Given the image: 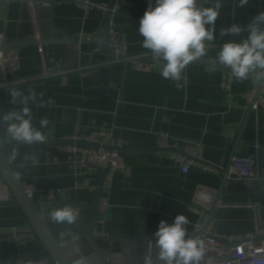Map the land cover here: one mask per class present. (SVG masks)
Masks as SVG:
<instances>
[{"label":"crops","instance_id":"crops-1","mask_svg":"<svg viewBox=\"0 0 264 264\" xmlns=\"http://www.w3.org/2000/svg\"><path fill=\"white\" fill-rule=\"evenodd\" d=\"M117 5L118 25L130 20H140L149 3L155 0H57L51 11L44 12L58 30L72 39L95 36L104 21L105 13L96 8H83L81 3ZM212 3V1H211ZM239 0H222L223 7L215 23V42L208 47V55L198 61L212 62L219 47L228 41L240 42L247 32L239 36H220V29L233 23L247 26L253 17L264 11V0H249L245 7H237ZM211 6V5H210ZM46 7V6H44ZM33 15V13H32ZM32 16L34 32L37 21ZM21 4L12 2L0 7V30L6 43L32 33L31 22L21 20ZM264 28V25H261ZM138 25L122 30L129 55H144L152 59L150 50L142 47L143 37ZM108 31L102 41L106 42ZM17 50L20 70L0 76V85L14 79H32L28 84L0 87V111L13 107L8 90L16 87L22 91L33 88L44 92V99L55 100V106L30 103L33 123L39 127L42 118H48L54 131L47 140L80 138L97 130L112 134L113 147L155 148L162 136L170 145L182 147L197 145L199 161L217 168L227 167L232 156L241 152L246 144H254L258 182L264 184V110H249L246 95L252 88L251 79L238 82L223 70L209 71L208 65L191 64L185 69L187 84L177 88L174 82L162 78L155 65L149 72L132 68L127 63L113 62L112 55L94 45H77L78 58L65 54L59 62L74 69L65 77L40 79L45 63L55 60L47 48L24 45ZM153 60V59H152ZM228 78V89L223 82ZM47 133V129L44 130ZM12 144L6 146L10 151ZM69 148L37 146L19 147L20 156L9 165L24 190L32 186L34 208L46 217L50 233L57 244L71 243L74 247L67 254L71 264H103L97 252L101 249L123 248L118 237L153 236L161 220L172 223L177 214L185 215L189 236H195L196 226L209 212L219 192V201L211 222L213 231L222 236L239 237L256 230V211L260 212V225L264 231V186H245L229 190L234 182L226 181L221 192V173L204 172L196 168L183 173L166 153H155L152 162L135 152H121L127 167L116 172L106 196L108 204L101 213L95 229L87 210H78L75 224H55L41 208L64 205L92 204L97 187V171H88L80 163V153ZM83 150V149H80ZM35 153L37 160L19 167L25 154ZM19 173V175H17ZM1 174V173H0ZM62 190L64 193L49 202L44 192ZM0 175V231L16 230L23 237V245L12 239L0 238V264H16L17 258L26 262L48 260L44 245L31 233V227L22 209L14 199ZM201 195L209 197L201 199ZM70 230L77 239L59 233ZM97 251V252H96ZM114 264H134L135 257L125 252L111 254ZM109 264H112L109 262Z\"/></svg>","mask_w":264,"mask_h":264},{"label":"clouds","instance_id":"clouds-1","mask_svg":"<svg viewBox=\"0 0 264 264\" xmlns=\"http://www.w3.org/2000/svg\"><path fill=\"white\" fill-rule=\"evenodd\" d=\"M205 3L208 0H155V6L149 3L140 19L138 31L143 37L142 47L150 50L162 78L174 82L178 89L188 82L185 69L192 62L205 58L209 45L215 42V23L223 7L222 0H212L210 7H204ZM248 4L249 0H239L237 7ZM261 25H264V11L255 15L247 26L233 23L230 27L221 28V37L239 36L244 32H247V37L240 42L223 43L209 71L223 66L238 82L251 79L264 85V28ZM8 95L13 107L0 111V125L4 127L0 132V147L12 144L5 159L14 162L20 156L21 145L44 143L54 131L46 117L39 121V127L34 125L30 103L35 104L38 97L40 107L55 106L56 102L51 98L45 100V93H37L33 88L25 92L13 86L9 88ZM29 160L35 163L36 154H25L19 167H25ZM201 199L208 200L209 197L201 195ZM41 212L47 213L55 224L73 225L80 216L78 209L67 204L54 208L43 205ZM189 223L183 214H177L172 223L161 220L153 234L158 253L154 258L151 249L146 251L141 258L143 264H201L206 254L205 243L197 236H189ZM59 236L61 241L65 237L78 238L70 230L60 232ZM16 264L32 262L17 258ZM36 264H45V261L40 260Z\"/></svg>","mask_w":264,"mask_h":264},{"label":"built area","instance_id":"built-area-1","mask_svg":"<svg viewBox=\"0 0 264 264\" xmlns=\"http://www.w3.org/2000/svg\"><path fill=\"white\" fill-rule=\"evenodd\" d=\"M2 1V0H0ZM10 2L15 0H3ZM83 8H96L104 13H109L107 19L108 37L106 46L110 50L113 62H123L130 65L132 68L149 72L156 65L152 59L146 58L144 55H129L127 51V44L122 32L117 30V23L115 21L118 15L117 5H94L88 2L81 3ZM89 36H82L81 39H89ZM6 43L4 33L0 30V76H4L7 72L12 74L20 70V59L17 50H9L4 52L2 47ZM74 69L65 68L61 62L50 60L45 63L40 79H48L52 77H65ZM32 79H14L13 81H5L0 85L10 86L14 84H28ZM225 90L228 89V78L223 82ZM246 101L251 110H264V85L254 83L250 92L246 95ZM76 139H83L91 143L99 145L97 149L80 150L77 148H69L73 153H80V163L88 171H96V169H107L108 173L105 177L102 189L103 194L100 199L99 211L102 213L107 204L108 198L106 192L111 186L112 178L116 172H124L127 164L124 156L120 151L113 148V140L111 132L107 130H97L88 136H83ZM168 138L162 136L158 141V147L161 149L183 150L189 156L187 158L177 152L166 153L170 160L181 168L183 173H188L190 169L196 168L209 173H221L220 170L225 168H217L199 161V149L197 145L185 144L182 147H175L170 145ZM123 145H119L122 147ZM256 160L254 157L245 158L240 156H232L228 163L229 175L227 177L229 182H251L258 180L256 171ZM25 194L29 201H32L36 190L32 186L25 188ZM64 192L62 190H48L44 192L45 198L52 202ZM256 230L252 234L239 237L222 236L215 233L211 225L206 229V233L200 238L204 241L206 247V254L201 264H264V231L260 225V212L256 208ZM43 215V214H42ZM208 212L205 211L202 216V222L197 224L196 232L202 230L207 221ZM0 238L12 239L19 245H23V237L19 231L8 230L0 231ZM227 244H234L233 247L227 249Z\"/></svg>","mask_w":264,"mask_h":264},{"label":"water","instance_id":"water-1","mask_svg":"<svg viewBox=\"0 0 264 264\" xmlns=\"http://www.w3.org/2000/svg\"><path fill=\"white\" fill-rule=\"evenodd\" d=\"M212 0H208V3H205L204 7H210ZM12 2H19L21 4V20L23 22H31L32 24V33L28 36L31 37V39H28L27 37H18V40L11 43H5L2 47L3 51H9V50H16L24 45H37V46H43L47 48V52L50 55L54 56L55 61H60L64 58L65 54L75 56L78 58V52L74 50V47L77 45H94L97 47H101L105 50H107L110 54V50L106 46V42L102 41V37L104 36V33L109 30L107 26V19L109 18V13H105V18L102 23V26L99 30V32L93 36L89 37V39H72L68 37V35L65 34V32H62L58 30L55 26L52 25L51 19L49 16H43L44 12L51 11V9L55 6V3H57V0H15L10 2H4L3 0L0 1V7L3 4L12 3ZM46 6V7H44ZM32 13L37 21L36 28L38 30V34L36 35L34 32V24L32 23ZM140 23V20H130L129 23L126 25H117V30L122 32V30L127 26L132 25H138ZM191 64H201V65H208L210 66L211 62L207 61H194ZM190 64V65H191ZM217 68L223 70L226 73H230V70L227 68H224L223 66H218ZM249 110L251 108L249 107ZM4 131V127L0 125V132ZM28 147H37V146H52V147H74L77 149H83V150H89V149H97L99 147L96 143H91L83 139H73V138H67V139H54L45 141L41 144L36 145H25ZM111 149L118 150L120 152H135L139 155H143L145 160L147 162L155 161L154 155L155 153H168V152H177L181 155L187 156L183 150H174L173 149H161L158 146L155 148H149V149H143V148H133L130 146H122V147H113ZM6 155V147H0V175L1 179L4 182V184L7 186L9 191H11V195L14 199V202L22 209V212L24 213L25 217L28 220L29 226L31 227V233L36 235V237L40 240L42 245H44V249L47 253L48 260H45V264H71V262L67 258V254L69 251L74 247L71 243H67L64 245H59L56 243L54 238L52 237L50 230L48 228V225L46 223V217L43 216L40 212H38L34 206L32 205L31 201H29L26 197L25 190L20 183L19 179L11 169L8 160L5 159ZM255 155V146L254 144H246V146L242 149L241 152H238L236 156L250 158L254 157ZM98 172V175L100 176L98 178L97 187L94 193L92 204L89 206L85 205H71L74 208L80 210H87L89 211L91 215V221H92V229H95L97 222L99 221L101 211H99V205H100V199L103 194V183L105 180V177L108 173L107 169H96ZM222 174V182H221V188L220 192L226 183L228 181L227 177L229 175V168L228 166L224 170H220ZM261 186L263 182L258 181H251V182H235V184L229 186V190H232L234 188H242L244 189L245 186ZM219 201V192L217 195V198L215 199V202L212 204L209 212L207 221L204 224L202 230L199 231L195 236L201 238L204 233H206V229L210 226L213 214L216 209V206L218 205ZM118 239L123 240V248L118 249H100L97 254L102 260L103 264H114V260L110 256L111 254H117L125 252L126 254H131L135 257L134 264H143L142 257L148 251L151 249L153 257L155 258L158 249L155 246V238L154 236H134V237H118ZM234 244H227V249L233 247Z\"/></svg>","mask_w":264,"mask_h":264}]
</instances>
